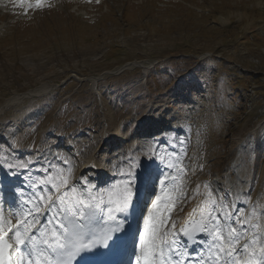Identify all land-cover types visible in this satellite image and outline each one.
<instances>
[{"label": "rangeland", "instance_id": "obj_1", "mask_svg": "<svg viewBox=\"0 0 264 264\" xmlns=\"http://www.w3.org/2000/svg\"><path fill=\"white\" fill-rule=\"evenodd\" d=\"M55 1L34 12L0 5V106L22 98L0 111V140L40 145L77 128L101 138L109 122L120 136L147 111L199 119L205 171L246 159L264 196V0ZM247 139L260 156L243 152Z\"/></svg>", "mask_w": 264, "mask_h": 264}, {"label": "snow or ice", "instance_id": "obj_2", "mask_svg": "<svg viewBox=\"0 0 264 264\" xmlns=\"http://www.w3.org/2000/svg\"><path fill=\"white\" fill-rule=\"evenodd\" d=\"M16 2L33 6L30 0ZM44 3L34 0L36 8ZM179 144L181 150L172 152L166 163L170 171L157 178L159 192L147 207L138 233L135 264H264V208L257 211L253 206L246 215L244 209L217 198L207 183L196 185L189 196L187 174L191 169L184 163L185 141ZM156 151L149 158H155ZM30 163H9L7 167L25 169ZM71 175L70 168L49 165L42 178L28 185L31 195L25 196L21 190L14 205L0 206V264H75L77 258L91 264L83 254L99 247L113 248L121 238L116 235L113 239L124 230L118 214H127L136 196L132 167L121 172L127 179L109 190L107 203L103 198L97 202L83 177L77 182L83 183L81 189L70 184ZM196 196H202L201 201L178 225L173 214ZM98 213L106 215L102 230L92 227ZM197 244L200 248L194 252Z\"/></svg>", "mask_w": 264, "mask_h": 264}, {"label": "bare ground", "instance_id": "obj_3", "mask_svg": "<svg viewBox=\"0 0 264 264\" xmlns=\"http://www.w3.org/2000/svg\"><path fill=\"white\" fill-rule=\"evenodd\" d=\"M138 65H143L144 66V64L143 63H139ZM22 98L21 97H19V96H13V98H10V100H8L7 102L8 103H4L5 105H4V107H1L0 106V111L1 110H7L8 109V107L9 106H17L18 105V101H20ZM0 105H3V104H0ZM7 108V109H6ZM48 114V113H47ZM25 118L26 117H21V122H20V125L22 126V125H26L28 122L27 121H25ZM37 118V117H36ZM36 118H34L35 120H36ZM33 119V120H34ZM147 119H150L149 117H146V118H141L140 120L142 121L141 122V124H139L140 126L144 123V121L145 120H147ZM35 120L33 121V122H35ZM151 121H152V119H151ZM153 121H155L156 122V120H153ZM106 124V123H105ZM109 124H110V126L108 127V128H102L101 130H100V135H102L104 138L103 139H101V140H99V141H96L97 139L95 138V142H96V148L97 149H95L93 152V155L92 154H90V155H88L87 153H85V154H82V153H78L79 154V159H77L78 161H75L74 163H73V165H71V168L68 166V167H65V168H63V169H65V170H67V169H71V173H72V175H71V178H70V181H69V183L70 184H76V187H77V189L79 190V189H81L82 188V186H83V183H77L78 181H81V178L83 177L86 181H87V185H86V187H87V190H88V192H90L91 193V195L92 196H94V197H96L97 198V202H99V200H100V198H103V200H104V202H106L107 200H108V196H107V194L106 193H108V190L112 187L111 185H109V180L110 179H106V177H105V173L108 171L107 170V168L109 167V162H110V159L112 158L111 157V155L110 154H108V153H106V152H108L107 150L109 149V148H111V144H106V143H104V139H106V138H110L111 140H115V142H117L118 144H120V143H124L123 141H119V140H117L116 138H118V135L114 132V124L113 123H111V122H109ZM156 124H158L157 122H156ZM138 127V129H141L142 127ZM156 129V128H155ZM143 130V129H142ZM144 130L145 131H148L147 129H146V127H144ZM84 132V131H83ZM36 133V132H35ZM79 134H81V133H79ZM164 137V136H163ZM33 139H34V137L33 136H27V139H26V141L23 143V144H26V145H24L25 147H27V148H29V149H31L30 147H31V144H32V142H33ZM80 139H81V137H80ZM59 140V139H58ZM79 141V140H78ZM45 142H47V137L46 136H44L43 135V143H45ZM152 142H154V141H152ZM167 141H165V143H166ZM84 143H89V141H84ZM117 144V145H118ZM1 145V144H0ZM72 146H75V145H72ZM90 146V145H89ZM119 146V145H118ZM45 147V146H44ZM43 146H41V148L39 149V153H38V159H36V160H31L30 159V161H28V162H31V163H34L35 164V168L37 169V168H39L40 170L41 169H43L41 172H43V171H45V169H47V163L44 161V160H42L41 159V156L43 157L45 154L44 153H46V151H48V149L46 150V151H44L45 150V148H44ZM76 148V147H75ZM75 148L73 149L74 151H75ZM50 149V148H49ZM72 149V148H71ZM153 149H155V147L154 146H150L149 147V153H150V151L151 150H153ZM156 149H158V147L156 148ZM167 150V149H166ZM77 151V150H76ZM96 151H101V155H102V157L101 156H99L100 155V153L98 154V155H96ZM133 150L132 149H130L129 147H126L125 149H124V153H126V156H130V155H133V156H135V157H138V151L137 152H132ZM164 151H165V149H164ZM49 152V151H48ZM92 153V152H91ZM106 153V154H105ZM27 155V154H26ZM85 156H86V159H85ZM96 156H99L97 159H93L92 157H96ZM62 159V158H61ZM153 160L155 159V158H152ZM64 160H66L67 161V159L66 158H64ZM91 161H92V163H91ZM125 162L124 163H127L126 162V160H124ZM117 162V161H116ZM53 163H57L56 162V159L54 158V162ZM120 161L118 160V163H117V167H116V169L115 170H113L111 173L113 174L114 173V175H115V173L119 170L118 168H119V166H120ZM138 165V166H137ZM149 165H148V163L145 161V159L144 160H139V161H137V162H135V165H134V167L133 166H131L132 167V170L134 171V174H135V183H138V184H140V185H142V181H143V178H141L140 176H137L138 175V171L142 174V176L144 177V175L145 174H143L145 171H146V169L148 168V170H149V167H148ZM59 168V167H58ZM157 169V168H156ZM18 170L19 171H22L23 169H19L18 168ZM110 171V170H109ZM129 170H126V169H122V172H124V173H126V172H128ZM198 171H200V170H198ZM152 172H153V174H154V170L152 169ZM169 172V171H168ZM152 175V173H148V176H151ZM42 176H43V174L42 173H39V174H37L36 176H35V180L37 181L38 179H40V178H42ZM199 177V176H198ZM206 177V176H205ZM223 177H225V176H223ZM106 179V180H105ZM118 179H120L121 181H123V180H125V179H127V177L126 176H122V178L120 177V178H118ZM104 181V182H103ZM121 181H118V182H121ZM205 183H207V184H209V182H208V179H206V178H204L203 176H200L199 178H197L196 179V182H195V189H196V185H203V184H205ZM27 184V183H26ZM104 184H107L106 185V188H104L103 189V187H104ZM112 185H113V183H111ZM28 185V184H27ZM103 189V192H101L100 193V196H98V191H99V189ZM212 188V187H211ZM195 189H194V191H195ZM205 190L203 189V187H201V192H204ZM31 192L32 191H30V190H27L26 192H25V196H29V195H31ZM103 193H104V195H103ZM78 194H79V191H78ZM85 194V196H87V192L86 193H84ZM217 195V194H216ZM201 199H202V196H196L195 197V199H189L187 202L189 203L188 205H186L183 209V211L182 212H175L173 215H174V218L176 219V221H177V223L178 222H182V221H184L185 219H186V217H187V214L193 209V208H195L198 204H199V202L201 201ZM262 203V202H261ZM260 203V204H261ZM263 207H264V203H262L261 204ZM262 207V208H263ZM260 208V207H259ZM261 209V208H260ZM259 211V210H258ZM262 222V221H261ZM262 223H264V220H263V222Z\"/></svg>", "mask_w": 264, "mask_h": 264}]
</instances>
